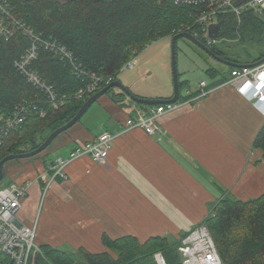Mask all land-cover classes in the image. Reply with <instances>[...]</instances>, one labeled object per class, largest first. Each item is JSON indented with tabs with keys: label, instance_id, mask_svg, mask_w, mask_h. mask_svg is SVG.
<instances>
[{
	"label": "crops",
	"instance_id": "0c3cea01",
	"mask_svg": "<svg viewBox=\"0 0 264 264\" xmlns=\"http://www.w3.org/2000/svg\"><path fill=\"white\" fill-rule=\"evenodd\" d=\"M230 72L223 75L217 68H206L203 73L210 80L201 82L212 92L201 96V82L194 88L188 84L180 90L179 106L158 120V131L148 135L135 129L119 135L105 163L82 156L67 167L68 180H55L48 188L50 160L37 172L23 173L26 167L23 174H13L16 184L32 190L19 210L31 214L25 223L33 222L41 205L39 219L47 202L51 234L45 224L38 230V223V244L97 254L107 250L104 236L112 240L133 237L141 243L151 237L179 241L210 213L215 214L221 200L248 202L262 197L264 152L255 147V141L264 127V113L227 84ZM116 81L139 98L168 100L174 96L166 88L161 92L165 96L138 95L128 83ZM121 93L114 89L116 97L111 94L97 101L109 113L108 121L114 122L106 132H120L125 119L137 109L155 107L142 108ZM62 135L53 149L70 147L57 158L68 157L84 143L61 146ZM32 173H36L35 180L30 182Z\"/></svg>",
	"mask_w": 264,
	"mask_h": 264
},
{
	"label": "trees",
	"instance_id": "16d2710c",
	"mask_svg": "<svg viewBox=\"0 0 264 264\" xmlns=\"http://www.w3.org/2000/svg\"><path fill=\"white\" fill-rule=\"evenodd\" d=\"M7 1L15 17L43 34L51 43H62L72 53L73 61L62 60L53 51L41 49L34 63V69L54 88L56 94L67 96L66 103L56 111L46 103L45 95L37 96L40 93L26 82L15 67V62L30 46V40L20 32L9 39L0 34V114L13 112L23 102H32L38 107V111H31L23 126L4 141L0 147V162L8 155L26 153L18 150L21 146L30 145L31 151L37 149L53 131L77 114L88 98L79 101L71 98L84 84V78L77 75L74 67L104 77L114 76L117 80L121 69L136 59L147 45L165 37L173 38L175 30L192 23L189 16L191 7L176 6L164 0ZM221 22L219 42L226 38L262 47L252 62L246 61L245 64L264 58L262 17L245 11L240 23L231 16L222 18ZM217 45L210 49L221 58L238 64L245 62L228 57ZM179 86L182 91L187 84L180 82ZM104 87L102 85L99 91ZM111 94L116 97L114 89L106 95ZM120 95L126 97L124 93ZM41 110L46 116L40 115ZM255 147L264 152V127L256 138ZM214 212L215 216L210 215L206 224L223 264H264V195L248 202L225 198L217 204ZM214 222L216 229L213 231L211 225ZM103 243L107 249L104 252L92 254L79 250L77 255H81L88 264H158L156 254L160 253L166 264H182L178 250L180 241L166 237H151L141 243L133 237L112 240L104 236ZM38 246L40 253L35 258V264L39 255L44 258L43 264H80L76 262V254L48 245Z\"/></svg>",
	"mask_w": 264,
	"mask_h": 264
},
{
	"label": "built area",
	"instance_id": "2783aa9c",
	"mask_svg": "<svg viewBox=\"0 0 264 264\" xmlns=\"http://www.w3.org/2000/svg\"><path fill=\"white\" fill-rule=\"evenodd\" d=\"M176 6L191 7L190 19L192 23L182 26L174 34L189 33L211 48L219 40L209 37L211 25L222 21V18L233 17L239 21L245 11H252L264 19V0H164ZM241 3L238 4V2ZM20 32L30 40V46L21 58L15 62V67L25 78L26 82L35 90L46 97V103L54 110L66 103L67 96H58L54 88L47 84L40 73L34 69V63L39 58L41 49L53 51L62 60L73 61L70 51L60 42L47 40L43 34L37 33L30 25L15 17L7 0H0V34L5 39L11 38ZM74 65V63H73ZM136 59L128 62L122 69H134ZM75 66V65H74ZM79 77L84 78L83 88L73 98L82 100L96 94L102 85L115 82L114 76H100L87 69L81 70L74 67ZM227 84L233 86L244 98L254 103L264 113V63L252 67L234 68L230 72ZM207 83L201 82V96L208 95L211 91L205 89ZM179 101L173 104H161L147 110L137 109L135 115L128 117L120 132H104L94 141L80 144L68 157H59L48 167L46 187L55 180H68L67 167L74 160L82 156H90L94 162L105 163L116 138L128 131L141 129L148 135L158 131L157 121L166 113L175 110ZM38 111L32 102H23L8 114H0V147L4 141L16 130L20 129L27 121L30 112ZM40 115L46 116L44 110ZM28 188L24 185H13L0 191V264H35V258L40 253L36 244L37 223L27 226L17 218L21 208V201L27 197ZM182 264H223L215 241L206 223H202L181 238L178 248ZM158 261L161 255L156 256ZM160 264H166L164 261Z\"/></svg>",
	"mask_w": 264,
	"mask_h": 264
},
{
	"label": "rangeland",
	"instance_id": "374dc122",
	"mask_svg": "<svg viewBox=\"0 0 264 264\" xmlns=\"http://www.w3.org/2000/svg\"><path fill=\"white\" fill-rule=\"evenodd\" d=\"M235 22L239 23V21L236 19ZM228 43H230L229 47H228L229 45ZM217 46L219 49L227 53L228 57H233L234 59H237L240 62L251 61L254 57H256L259 54L260 49H262V47L259 46V44H254L251 42H246L241 44V42H239L238 40L231 41L226 38H222ZM176 62L179 73V81L181 83H185V81L188 82L187 85L189 84L192 88L198 86V84L203 79L210 80V78L205 76L203 73V71L206 68H217L223 75L227 74L228 71L230 70V67L217 62L216 60L211 58L208 54H206L202 49L198 48L196 45H194L193 43H191L186 39H179L176 44ZM118 80L123 81L125 84L128 83V86L131 88V90L134 93H137L138 95H143L141 93H144L145 96H147L148 94L153 96L164 95L161 92H163V89L165 88L169 91H171V89L172 91H174L173 76H172V37H165L147 45L144 48V50L141 53H139V55L136 57V65L134 69H130V68L123 69L118 76ZM150 90L152 91L162 90V91L150 92ZM107 97H110V95H105V98ZM108 114L109 113L100 106L99 102H97L94 106H92L91 109L88 110V112L82 118V120H80V122H78L73 128H71L62 135L63 137L60 140H58L60 141L61 146H66L70 144L72 145L73 143L80 140H83L84 143L91 142L94 141L95 138H97L95 134L100 135L108 130H112L114 126L113 125L114 122L112 120L108 121L107 119ZM92 126L95 127L92 129L87 128ZM109 132H113V131H109ZM36 140L38 143L40 142L38 138ZM53 147H55L54 144L53 146H50V148H48L46 151L33 158L14 160L8 162L4 170L5 173L4 180L0 182V191L3 190L4 188L16 185V182H14L15 180L13 179V174L18 176V174H21L24 171V169H26V167L28 170L24 171L23 173H26L29 170H32L33 172H37L39 167H41L44 163H47L46 161L48 160L51 161L57 158L58 156H62L65 150L69 149L70 146H66L65 148H62L57 151L54 150ZM31 148L32 147L30 145H25L19 147L18 150L24 152H30ZM44 173L45 170L42 172V175H44ZM35 174L36 173H32V175H29L30 182L35 180L33 176ZM47 177L49 176L47 175ZM40 178L41 175H39L37 179L40 180ZM31 191L32 190H28L27 194L30 195ZM27 198L28 197L24 198L21 201L22 206L24 202L27 200ZM46 200L48 201V196ZM46 203L47 202L44 201L43 203L44 208L41 209L40 212L41 215L39 216V219H37V217L41 205L40 207H38V210L36 211V216L32 223H25L28 220L27 216L31 217L30 213H22L21 211H19L17 213V218L21 222L24 221L23 223L27 226H33L35 223H37L38 226L39 223L38 230L41 225L45 224V231L50 235L51 230L48 227L49 218L46 217L47 216ZM210 215L215 216L213 213H210L209 216L206 217L205 219L206 221L204 220L203 223H207V220H209ZM211 227L214 231V229H216V222H214V224H212ZM37 238H38V233L36 237V244L39 245ZM67 251H69L67 253L76 254L74 255L76 262L80 264H88L87 261H85L81 257V255H77L78 254L77 252H73V250H67ZM112 254L114 255V253ZM157 255H161V254L158 253L156 254V256ZM179 255L182 261L180 252ZM32 260L33 259H31V264H32ZM37 260H38L37 264L44 263V258L41 255H39ZM163 261L165 262L163 256L160 261H158L157 259L158 264H160V262Z\"/></svg>",
	"mask_w": 264,
	"mask_h": 264
},
{
	"label": "water",
	"instance_id": "95a60500",
	"mask_svg": "<svg viewBox=\"0 0 264 264\" xmlns=\"http://www.w3.org/2000/svg\"><path fill=\"white\" fill-rule=\"evenodd\" d=\"M241 3V1L238 2V4ZM222 22H218L216 24H213L209 28V37L211 39H218L220 36ZM179 39H186L196 45L198 48L202 49L206 54H208L211 58L216 60L217 62L228 66L230 68H244V67H256L264 63V58L256 63H250V64H238L232 61L225 60L218 56L215 52H213L212 49L207 47L203 42H201L199 39L195 38L193 35L189 33H179L176 34L172 38V76H173V86H174V96L171 99L168 100H162V99H143L135 96L130 92V90L120 81H115L100 91H98L96 94L88 98L85 103L82 105L80 110L77 112V114L66 124L59 127L55 131H53L46 140L35 150L26 152V153H19V154H11L3 158L0 162V182L4 180V166L14 160H22V159H28L38 156L39 154L46 151L51 144L63 133L67 132L71 128H73L81 119L82 117L88 112V110L103 96H105L111 89H119L121 90L125 95H127L133 102L140 105L145 106H157L161 104H173L177 103L180 99V86H179V73L177 68V62H176V44Z\"/></svg>",
	"mask_w": 264,
	"mask_h": 264
}]
</instances>
